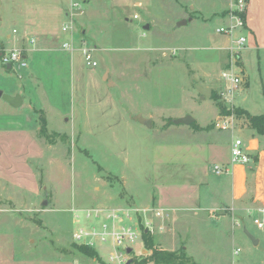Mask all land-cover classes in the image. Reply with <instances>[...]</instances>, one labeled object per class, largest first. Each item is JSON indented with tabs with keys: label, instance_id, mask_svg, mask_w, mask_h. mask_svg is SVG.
Here are the masks:
<instances>
[{
	"label": "rangeland",
	"instance_id": "1",
	"mask_svg": "<svg viewBox=\"0 0 264 264\" xmlns=\"http://www.w3.org/2000/svg\"><path fill=\"white\" fill-rule=\"evenodd\" d=\"M228 3L0 0V54L22 49L28 55L27 67L10 69L0 57V88L6 93L15 88L22 92L25 106L19 114L29 111V103L44 110L48 136L37 134L43 143L59 144L73 185V209L60 211L52 202L53 186L48 185L42 199L33 201L0 181V226L15 236L14 256L21 260L17 264H122L109 258L110 252L123 250L112 240H96L94 244L87 243L88 238L76 241L74 233L80 228L100 226L103 220L94 213L86 217L90 209L116 212L124 218V225L139 230L141 236L131 246L132 252L126 253L124 264H165L151 258L144 232L150 233L154 244L188 255L190 263L264 264V228L254 222L255 218L264 219V213H246L239 220L233 216V229L229 223L226 228L219 226L218 232L202 219L200 225L176 224L173 234H168L171 224L163 221L155 206L154 180L158 171L166 169L168 156L174 163L168 167H176L180 173L183 161L192 166L201 161L188 151L190 144L210 138L220 129L224 116L233 118L234 130L226 133L238 134L235 129L246 128L247 116L234 107L264 113V51L258 53L248 41L236 46V39L246 35L244 28L237 27L231 33L217 31L230 24L236 7L233 0L223 15ZM189 17L194 19L178 26ZM147 23L149 29L143 27ZM64 26L72 29L73 36L62 31ZM67 39L74 40V50L62 48ZM84 42L94 47L98 67L84 65L79 49ZM235 59H239L237 64L232 63ZM231 67L244 80L247 77L249 84H241L233 106L222 99L230 108L224 113L216 93L220 94L219 89L227 83L221 78L223 70L232 71ZM108 77L113 84H108ZM206 85L214 89L204 99L199 86ZM112 100L122 106H112ZM5 111L0 104V126H16L17 121L10 123ZM183 112L196 118L199 127L193 122L171 123L170 118ZM137 113L152 118V126L134 120ZM30 114L37 119L42 113L31 110ZM177 125H185L187 132H175ZM48 160L46 156L33 162L46 184ZM249 164L257 170L252 156ZM221 210L233 212L230 207ZM246 229L260 240L258 244ZM77 243L95 248L99 258L85 255Z\"/></svg>",
	"mask_w": 264,
	"mask_h": 264
},
{
	"label": "crops",
	"instance_id": "2",
	"mask_svg": "<svg viewBox=\"0 0 264 264\" xmlns=\"http://www.w3.org/2000/svg\"><path fill=\"white\" fill-rule=\"evenodd\" d=\"M232 2L233 0H229L228 6L222 11L228 10ZM244 12V31L248 46L258 53H262L264 51V0H247ZM224 60L227 61L226 57ZM224 65L227 64L224 63ZM107 75L108 72L103 77ZM76 76H79V73H76ZM246 78L244 85L249 84V79ZM206 87L214 89L212 85H206ZM8 93L12 95L20 93L23 96L18 88L11 89ZM0 104L4 106L6 110L4 113L9 116V122L17 121L18 123L16 126H0V181L13 189L15 193L29 196L33 201L42 199L48 185H51L53 186L52 202H54L55 208L60 211L72 210L74 207V203L72 204L73 185L67 176L66 157L63 152H60L59 144H46L39 138L37 133L41 128V123L38 118H33L30 114L31 110L36 112V109L29 103V111H26L24 115L19 114L25 106L24 96L23 104L20 107H13L8 102L5 105L0 101ZM111 104L116 108L122 106L121 103H116L114 100ZM218 113L220 112L218 111ZM188 114L190 113L183 112L177 117ZM184 126L180 125L173 130L185 133L187 129ZM245 127L235 129L238 130V134H236L237 132L226 133L234 129L217 130L213 128L217 132L210 138H201L194 144H190L191 147L187 148L188 151L201 161L193 166L188 161H183V165L180 164V173L175 169L176 167L174 169L168 167L174 163L173 158L167 155L165 160L167 167L165 170L161 169L157 172L154 188L156 209L160 212L163 221L166 220L171 224L167 228L168 234H173L176 224L179 226L178 224L185 222L186 224L200 225L199 221L202 219L209 222L210 228L218 232L219 226H221L220 229L226 228L229 223L233 229V216L239 220L246 213H264V136L254 133L249 126L248 117ZM191 130L195 132V130ZM237 139L242 141L244 139L245 150L253 159L257 157L256 162L254 161L257 167L256 171L249 163H231L232 147ZM178 147L186 150V147ZM46 156L49 158L47 176L49 184H42L40 173L33 162L43 160ZM214 164L228 166L229 169L225 173L216 174L212 169ZM229 207L233 209L232 214L221 210ZM163 227L165 226L163 225ZM160 243L162 244L161 241ZM14 249L15 236L7 227L0 226V264L21 262V260H16Z\"/></svg>",
	"mask_w": 264,
	"mask_h": 264
},
{
	"label": "built area",
	"instance_id": "3",
	"mask_svg": "<svg viewBox=\"0 0 264 264\" xmlns=\"http://www.w3.org/2000/svg\"><path fill=\"white\" fill-rule=\"evenodd\" d=\"M235 1V9L239 11H244L247 0H234ZM234 10V9H232ZM230 24L223 25L217 28L218 32L231 33L233 29L237 27L244 28L245 27V19L241 17L237 13L231 12ZM16 31V30H15ZM63 32H70L73 36V32L71 28L64 26L62 29ZM35 41V38L32 39V42ZM74 40H64L62 43V48L64 50L72 51L75 48ZM247 41L246 35H240L239 38L236 39V46L240 48ZM82 46L79 47L84 65L87 68L93 69L100 65L99 59L95 53L94 47L89 45L87 42L81 43ZM234 53H237L234 48H231ZM1 61L4 66L11 65L13 68L15 65L19 67H27L28 66V55L27 52L22 49H15L9 51H3L0 54ZM240 58V57H239ZM239 59L233 60L232 63L237 64ZM232 65V64H231ZM233 68V67H231ZM242 69L240 70V72ZM221 78L225 80L227 83L222 87L220 94L222 99L226 100L231 106L234 105V97L236 93L239 91L240 86L244 83L243 77L240 76V73L236 70L228 71L227 69L223 70L221 74ZM228 106V105H227ZM219 128L222 130L233 129V118L226 115L221 119L219 123ZM251 160V156L243 147V141L241 139H237L232 147V159L231 163H249ZM213 171L216 174H222L228 171V166H223L221 164H214ZM91 213H94L95 218L103 217V220L100 226H88V228H80L79 231L74 233V237L76 241L82 240L83 238H88L87 243L94 244L96 240H100L102 242H108V240H112V242L116 245L117 248H123V250H119L117 252H110L109 258L111 261L117 260L124 264L127 261V247L133 246L135 240L139 235L141 236L137 227L133 225H124V218L121 217L120 214L116 212H104L102 209H90L86 210V217H89ZM78 217V215L76 216ZM130 219V217H129ZM235 223L239 224L238 220H234ZM76 222L78 219L76 218ZM254 222L258 225L259 228H264V219L255 218Z\"/></svg>",
	"mask_w": 264,
	"mask_h": 264
},
{
	"label": "trees",
	"instance_id": "4",
	"mask_svg": "<svg viewBox=\"0 0 264 264\" xmlns=\"http://www.w3.org/2000/svg\"><path fill=\"white\" fill-rule=\"evenodd\" d=\"M229 10L223 11V15H225ZM235 13L239 14L241 17H243V19H245V12L244 11H239L234 9L233 10ZM216 99L219 102L220 105V109L222 112L224 113H228L230 110V108H228L223 102L222 97L219 93H216ZM234 109H236L237 111H239V113H242L244 115H246L249 119V126L250 128L254 131V133H256L257 135L260 136H264V113H260V114H252L250 112H248V110L246 109H237L236 107H234ZM39 113H42L38 119L41 123V128L39 130V134L40 135H44V136H48V121H47V117L46 114H44V110L43 109H37L36 110ZM171 123H173L172 119L170 118ZM193 125L196 126L197 128L199 127V125H197L196 122H193ZM257 157L254 158V161L256 162ZM40 181L42 184H44V181L42 179V177H40ZM143 237H144V241L147 245L148 248L152 249V255L151 258L155 260V262L157 263H165V264H200L198 262H189V256L188 255H184V254H179L176 251H170L164 247H161L159 245L154 244V241L150 235L149 232H144L143 233ZM77 248L79 250H81L85 255L90 256V257H95V258H99V253L95 248H92L86 244H76ZM183 253H185V249L182 250Z\"/></svg>",
	"mask_w": 264,
	"mask_h": 264
},
{
	"label": "water",
	"instance_id": "5",
	"mask_svg": "<svg viewBox=\"0 0 264 264\" xmlns=\"http://www.w3.org/2000/svg\"><path fill=\"white\" fill-rule=\"evenodd\" d=\"M192 17H189L188 19H182L178 22V26H181V25H185L188 23L189 20H191ZM143 27L145 29H149L150 25L147 23V24H144ZM7 68L10 69L11 68V65H7ZM107 81L109 83V85L113 84L114 81L111 77H108L107 78ZM199 89L202 93V97L205 98V97H210L212 95V88L210 87H201L199 86ZM0 98H2L3 100H5L6 102H8L11 106L13 107H20L22 104H23V96L20 94V93H17L15 95H12V94H9V93H6L2 88H0ZM133 119L140 122L141 124H144L148 127H151L152 126V121L153 119L150 118V117H145L142 113H137L133 116ZM173 123L175 124H191L192 122L195 121V118H193V116L191 115H185V116H182V117H177V118H174L172 119ZM44 202L46 203V201L44 200ZM246 233L247 235L252 239V241L255 243V244H258L259 242V239L255 238L247 229H246ZM127 252L128 253H131L133 248L131 246L127 247ZM132 259L129 260V263L131 262Z\"/></svg>",
	"mask_w": 264,
	"mask_h": 264
}]
</instances>
